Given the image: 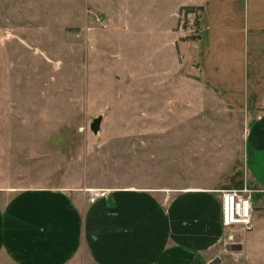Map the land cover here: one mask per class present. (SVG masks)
<instances>
[{
    "label": "rangeland",
    "instance_id": "obj_1",
    "mask_svg": "<svg viewBox=\"0 0 264 264\" xmlns=\"http://www.w3.org/2000/svg\"><path fill=\"white\" fill-rule=\"evenodd\" d=\"M217 1L219 7L229 0ZM241 1L253 21L256 3ZM176 5L169 2V15L178 19L171 29L182 28L179 40L193 55L205 36L204 7ZM145 9V0H0V189L220 194L246 183L245 133L264 110L254 106L264 96V49L243 66V77H195L200 67L209 73L204 50L190 60L177 55L178 77H146L147 32L129 25ZM219 44L213 56L234 57H212L225 75L238 50ZM97 116L102 121L93 133ZM252 196V229H224L206 264H264V193ZM229 244L241 248L228 250ZM0 264L14 263L2 257Z\"/></svg>",
    "mask_w": 264,
    "mask_h": 264
},
{
    "label": "crops",
    "instance_id": "obj_2",
    "mask_svg": "<svg viewBox=\"0 0 264 264\" xmlns=\"http://www.w3.org/2000/svg\"><path fill=\"white\" fill-rule=\"evenodd\" d=\"M145 1L142 20L132 17L129 25L142 27L148 37L153 36L146 35V46L151 50L146 77H178V57L195 59L203 50L209 73L200 67L195 77H243V66L264 49V0H253L256 5L251 22L246 2L241 0H223L228 4L221 7L216 6L217 0ZM170 1L176 2V9L204 7L205 36L202 45L195 42L193 55L188 44L179 40L184 36L182 28L171 29V22L176 24L178 19L169 15ZM228 43L238 50V62L230 73L227 70L220 75L222 64L212 59L234 57L213 54L218 44L223 47ZM171 65L177 69L171 70ZM213 65L219 67L214 70L217 72L212 71ZM256 100L259 106H254L264 107V96ZM244 151L246 183L236 189L249 190L252 200V192L264 193V110L249 122ZM214 191L120 187L89 202L82 188H3L0 259L14 264H206L205 256L224 233L220 194Z\"/></svg>",
    "mask_w": 264,
    "mask_h": 264
},
{
    "label": "built area",
    "instance_id": "obj_3",
    "mask_svg": "<svg viewBox=\"0 0 264 264\" xmlns=\"http://www.w3.org/2000/svg\"><path fill=\"white\" fill-rule=\"evenodd\" d=\"M87 200L94 202L97 199L108 196L109 188H86ZM222 209V227L232 230L238 227L244 231H250L253 227L251 192L247 189H225L220 191ZM228 240H233L231 232L226 234Z\"/></svg>",
    "mask_w": 264,
    "mask_h": 264
},
{
    "label": "water",
    "instance_id": "obj_4",
    "mask_svg": "<svg viewBox=\"0 0 264 264\" xmlns=\"http://www.w3.org/2000/svg\"><path fill=\"white\" fill-rule=\"evenodd\" d=\"M101 121V116L93 118L92 122L90 123V129L93 131V133H97L99 131ZM240 248L241 246L239 244H229L226 246V249L228 250H238Z\"/></svg>",
    "mask_w": 264,
    "mask_h": 264
},
{
    "label": "trees",
    "instance_id": "obj_5",
    "mask_svg": "<svg viewBox=\"0 0 264 264\" xmlns=\"http://www.w3.org/2000/svg\"><path fill=\"white\" fill-rule=\"evenodd\" d=\"M193 8H195V7H192V6L183 7V9H190V10H192Z\"/></svg>",
    "mask_w": 264,
    "mask_h": 264
}]
</instances>
